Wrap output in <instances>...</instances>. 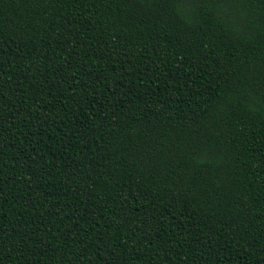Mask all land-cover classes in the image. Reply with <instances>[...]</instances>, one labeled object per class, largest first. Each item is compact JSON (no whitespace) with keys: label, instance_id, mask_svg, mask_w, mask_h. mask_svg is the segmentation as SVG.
<instances>
[{"label":"trees","instance_id":"1","mask_svg":"<svg viewBox=\"0 0 264 264\" xmlns=\"http://www.w3.org/2000/svg\"><path fill=\"white\" fill-rule=\"evenodd\" d=\"M0 264H264V0H0Z\"/></svg>","mask_w":264,"mask_h":264}]
</instances>
